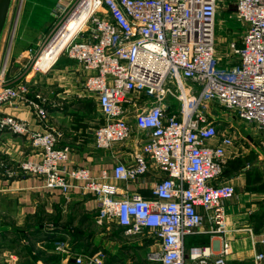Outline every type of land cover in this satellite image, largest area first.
Masks as SVG:
<instances>
[{
  "label": "built area",
  "instance_id": "built-area-1",
  "mask_svg": "<svg viewBox=\"0 0 264 264\" xmlns=\"http://www.w3.org/2000/svg\"><path fill=\"white\" fill-rule=\"evenodd\" d=\"M231 3L243 32L230 44L238 62L227 65L217 54L215 27L219 9ZM53 16L50 35L29 49L22 78L10 82L7 60L0 68V131L27 137L31 149L19 161L0 154L3 175L37 177L64 194L93 193L98 222L152 240L158 246L148 254L153 262L228 264L229 242L215 258L209 248H194L190 261L185 243L205 215L212 232L226 231V202L236 189L221 177L240 133L223 114L264 131V0H70ZM58 43L55 61L64 54L81 66L84 88L100 108L95 146H135L131 162L96 176L71 162L68 147H59L63 134L50 125V102L31 87L34 74L54 64L38 66ZM9 106L28 108L41 129L6 113ZM150 173L157 178L153 198L125 186ZM56 249L75 264H107L104 250L77 254L62 240ZM263 259L258 253L256 264Z\"/></svg>",
  "mask_w": 264,
  "mask_h": 264
},
{
  "label": "crops",
  "instance_id": "crops-1",
  "mask_svg": "<svg viewBox=\"0 0 264 264\" xmlns=\"http://www.w3.org/2000/svg\"><path fill=\"white\" fill-rule=\"evenodd\" d=\"M14 1L0 36V68L7 60L11 83L27 73L29 49H37L52 32L56 23L54 8L70 0H24L13 19ZM232 6L233 3L223 6L219 11L230 10L235 14V5ZM217 54L227 65L238 62L237 57L219 46ZM45 68L47 66L42 69H48ZM85 81L86 73L81 66L63 54L48 71L34 74L31 87L46 95L50 102V125L63 134L59 147L70 149L72 163L88 166L94 175L100 176L104 169L112 171L117 162H131L137 152L135 146L120 145L111 150L95 146L93 129L103 122V117L96 98L86 92ZM5 112L29 121L33 129H41L26 107L9 106ZM223 118L240 133L237 150L229 156L221 177L236 189L226 202V231L212 232L211 221L200 210L205 219L198 232L186 237V259L191 260L194 248H209L213 252L210 258H215L223 244L229 242L228 264H256V255L264 253L261 242L264 234V135L240 119ZM244 127H250L252 134H246ZM0 150V154L14 161L31 151L27 137L3 131H0ZM111 180L125 185L114 178ZM156 180L150 173L125 186L153 198ZM97 215L96 197L91 192L75 190L64 194L61 189L47 187L37 177L8 179L0 169V264H75L73 257L56 249L58 240L66 241L77 254L104 250L107 264L153 263L148 257L156 246L152 240L127 235L126 229L119 225L100 224ZM139 249L146 251L147 257L142 259L132 252ZM260 264H264V259Z\"/></svg>",
  "mask_w": 264,
  "mask_h": 264
},
{
  "label": "rangeland",
  "instance_id": "rangeland-1",
  "mask_svg": "<svg viewBox=\"0 0 264 264\" xmlns=\"http://www.w3.org/2000/svg\"><path fill=\"white\" fill-rule=\"evenodd\" d=\"M23 3H24V0H23V2H22V0H15L14 1L15 8H14V13H13L14 14L13 19L15 18V15L18 11L19 6L23 5ZM232 7H234V4ZM242 32H243V25L237 19L235 14L232 13V11H230V10H228V11L225 10L223 12L218 11L217 19H216V27H215L216 45L217 46L223 48V50H225V51L227 50V51L231 52L230 43L232 41L238 40L239 37L241 36ZM44 66H45V62H42L39 67L44 68ZM174 100L175 99L171 98L169 101H171V103H172V101H174ZM223 120L225 121V118H223ZM223 124H225V122H223ZM244 130H245L244 132L246 134H252L251 133L252 129L250 127H244ZM260 132H262V134L264 135V131L260 130ZM115 226H117V224H112V227H115ZM98 232H100V230ZM157 248H158V246L156 245L154 249H157ZM126 250H128V249H126ZM132 252H134L136 254V256L142 257V259L147 257L146 251H143L141 249H139V251H132ZM156 263H158V262H156Z\"/></svg>",
  "mask_w": 264,
  "mask_h": 264
},
{
  "label": "water",
  "instance_id": "water-1",
  "mask_svg": "<svg viewBox=\"0 0 264 264\" xmlns=\"http://www.w3.org/2000/svg\"><path fill=\"white\" fill-rule=\"evenodd\" d=\"M13 0H0V36L3 33L5 28L10 9L12 6ZM223 116H230L228 113H224Z\"/></svg>",
  "mask_w": 264,
  "mask_h": 264
},
{
  "label": "bare ground",
  "instance_id": "bare-ground-1",
  "mask_svg": "<svg viewBox=\"0 0 264 264\" xmlns=\"http://www.w3.org/2000/svg\"><path fill=\"white\" fill-rule=\"evenodd\" d=\"M63 45V43H58L57 45H54L52 48H48L42 58L40 59L38 65L40 66L42 62H45V67L47 66V68L54 62V60L57 58L60 50H61V46ZM45 68V69H47ZM42 69V68H41Z\"/></svg>",
  "mask_w": 264,
  "mask_h": 264
},
{
  "label": "trees",
  "instance_id": "trees-1",
  "mask_svg": "<svg viewBox=\"0 0 264 264\" xmlns=\"http://www.w3.org/2000/svg\"><path fill=\"white\" fill-rule=\"evenodd\" d=\"M96 252H97V251H96ZM152 264H160V263L153 262Z\"/></svg>",
  "mask_w": 264,
  "mask_h": 264
}]
</instances>
